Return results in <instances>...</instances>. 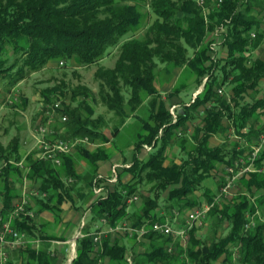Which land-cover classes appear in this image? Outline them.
<instances>
[{"label": "trees", "instance_id": "obj_1", "mask_svg": "<svg viewBox=\"0 0 264 264\" xmlns=\"http://www.w3.org/2000/svg\"><path fill=\"white\" fill-rule=\"evenodd\" d=\"M263 8L264 0H223L219 8L209 9L206 14L195 0H0V82L4 86L41 70L50 60L76 58L81 66L98 65L105 56L117 51L112 67L98 65L94 71L96 99L91 89L76 85L71 88L70 100L52 101H60L62 108L58 113L67 116L65 122L58 120L63 128L59 124L54 128L58 137L108 142L124 124L126 108L134 112L149 98L152 122L143 123L134 142L136 153L128 166L119 169L113 183L98 179V161L108 158L103 145L89 150L84 143L80 144L75 152L62 154L59 165L39 157L34 159L31 154L26 156L25 176L38 181L40 191L46 194L34 199L38 210H49L57 219L66 201L78 209L93 194L96 180L97 184L104 183L107 192L86 207L91 210L90 220L103 217L110 226L127 221L137 228L155 221L165 222L158 201L163 192H167L165 201L171 202L166 208L176 205L179 212H185L202 205L195 194L199 190L205 201L212 204L208 215L217 222H228L227 234L206 243L192 227L182 258V248L170 236L149 230L137 240L136 233H131L133 245L145 248L142 253L132 251L135 256L131 264H232L235 251L238 264H264V222L254 219L256 206L264 203V149L254 160L255 170L239 178L241 190L233 197L216 202L214 192L202 184L218 171V164L234 166L245 151H251L250 147L241 146L239 140L228 138L227 129L231 128L248 145L257 144L258 135L264 130ZM219 25L224 27L219 35L223 53L216 58L212 55V35ZM250 30H255L254 38L250 37ZM208 35L212 36L210 40ZM258 48L259 53L252 57ZM174 68H181L185 79L194 76L196 85L202 84L194 100L184 105L183 111L176 112L175 122L170 114L171 104L159 99L155 87L158 76L162 72L170 74ZM204 77L207 79L203 83ZM183 87L185 81L180 80L165 99L178 94ZM221 87L225 88L220 94L217 90ZM41 92L48 104L50 93L58 96L63 89L54 85ZM91 97L118 118L110 137L104 132L106 118L94 116L88 99ZM200 106L204 107V115L194 126L193 142L189 144L177 131ZM214 134L223 135V141L210 146L209 139ZM18 142L15 137L5 149L0 144V158L4 160L0 167L3 214L12 209L13 199L18 197L14 185L22 175L16 164L21 160ZM175 143L184 151L181 162L165 165V149ZM147 144L151 146L148 156L139 158L137 153ZM80 159L90 166L84 176L76 171ZM123 173L130 174V179L124 181ZM144 183H150L153 194L144 196L139 209L128 211L126 201ZM252 191L259 192L256 202L248 197ZM76 199L81 200V205ZM249 218L254 219L255 226L245 230ZM13 225L20 233L41 240L37 247L16 246L25 256V264H56L57 257L50 251L48 241L64 240L62 237L44 233L30 215L21 214ZM83 230L85 235L76 239L77 254L71 264H102L103 257L108 258L107 264H129L125 244L104 238L95 248L90 226ZM170 245L178 248L176 254L168 251ZM5 264L15 263L8 258Z\"/></svg>", "mask_w": 264, "mask_h": 264}, {"label": "rangeland", "instance_id": "obj_2", "mask_svg": "<svg viewBox=\"0 0 264 264\" xmlns=\"http://www.w3.org/2000/svg\"><path fill=\"white\" fill-rule=\"evenodd\" d=\"M153 17V15H152ZM264 27V24H263ZM215 36L213 41V48H214V53L212 55H215L214 57H219L220 54L223 53L222 50V46L220 45V40L221 37L217 36V35H212ZM211 35H208V40H210L212 38ZM262 47H264V41L262 42ZM190 53V52H189ZM257 53H259V48L255 49L253 56L255 57L257 56ZM117 57V51L115 50L111 55L109 56H105L98 65H102L105 67H112L114 65V62L116 60ZM60 60L63 61L62 64H60ZM67 65H71L70 68L67 67ZM97 64H93L90 66H81L79 60H77L76 58H74V60H70V61H64L63 59H54V60H50L47 61V63L45 64V66L37 71L34 72L32 74H29L28 77L23 78L20 81H17L15 84L10 85V86H4V84H1L0 82V144L2 145V148H6L8 146H11L13 143V140L16 136H21L20 139V143L26 139L27 136L22 137L23 134H25V132L30 136L29 138L30 140V144L28 145V143H22L20 144V150H19V154L21 155L22 158H24L23 154H26L28 149H30V146H32L36 141L38 142L39 138L41 137L39 134L36 133L35 127H34V122L35 120H37V113L39 112L38 110L41 108L43 110L45 109H51V103L52 101H55L56 99H66V100H70L71 97V88H75L76 85H84L86 87H88L89 89L92 90L93 94L95 95V99L97 98L96 95V89H97V82L94 80V71L96 70V68L98 67ZM58 66L60 68H58ZM182 69L181 68H174L173 71H171L170 74L162 72L158 78L155 81V87L158 90V97L159 99H165L168 95V93L172 90L174 84L178 83L180 80L185 81V87H183L178 94L173 95L170 97V99H175L176 97H179L181 100L184 101H188V99L192 98L193 96V92L192 90L194 89V87L196 86V81L194 79V76H191L189 78H184L182 77ZM54 85H58L60 88L63 89V92L59 93L60 95H55V94H51L49 95V99H51L50 103L46 104L44 102L45 97L42 94V90L45 87H52ZM202 85V84H201ZM200 85V87H201ZM192 92V93H191ZM81 96H79L80 98ZM90 99V103L94 108V116L97 115H103L106 120H107V124L104 127V132L110 137L111 136V130L112 128L118 124V118L111 112L109 111L104 105H102L99 102H94V98H88ZM149 99V98H148ZM9 101H12L11 103ZM148 102V101H147ZM144 104H146V101L144 102ZM180 107H182L184 105L183 102L179 103ZM128 111V108H126ZM38 111V112H37ZM138 115L141 116V118H146V116L149 113V108L148 105H142L140 108H138L137 112ZM56 119V118H54ZM177 119V118H176ZM57 120V119H56ZM173 122H174V118H173ZM46 123V122H45ZM46 126H48L47 124H44ZM60 127L63 128V124L59 123ZM139 127V122L137 120L136 117H130L126 120L125 125L121 126L119 131L116 133V137H115V141L113 140L111 143L112 148L111 151L112 152H118L121 150V148L124 151V156L122 154V152L120 153H116L115 155V159H113L112 163H117L119 165H121V169L122 167H124L125 165L129 164L130 161L126 160L127 158H125V156L129 155L132 152L133 149V142L136 139V135L138 132V128ZM32 135V137H31ZM33 135L36 137L34 139ZM90 142V140H89ZM92 143H97V141H91ZM90 142V143H91ZM38 147L40 146V143L38 142ZM35 148H37L36 146H34ZM38 152L36 153V157L40 156V152H41V148H38ZM109 149V148H108ZM181 152L178 151L177 153L174 152H168L167 156L169 158L170 161H173L174 159L180 158ZM21 158V159H22ZM1 159V158H0ZM25 159V158H24ZM2 160V159H1ZM22 162H24L25 164V160H23ZM261 165L262 168L264 170V159H262L261 161ZM90 166L89 163L85 160V159H80L79 162H77L76 165V171L79 172L78 174L80 175H86L88 170H89ZM99 170V169H97ZM99 173V175H101L103 178L107 177L110 175V172L107 174L105 173ZM126 176V175H125ZM123 177V175H122ZM209 181H207V178H205L203 180V183H207L206 186L211 190V191H215L214 195L218 194V186L216 189V182L215 179L211 178L210 176L208 177ZM147 183H144L142 185H140L137 193L135 195H133V197L135 196L136 198L139 197L138 200L135 199H131V200H127L126 203L127 204V210L129 211H133V210H137V203H139V200H143L145 193L148 188V186L146 185ZM216 189V190H215ZM241 190L240 187V182H237L235 184V186L230 190V195H232L233 193L239 192ZM85 192L88 191V188L84 189ZM200 192V191H199ZM153 194V193H152ZM94 195V194H93ZM202 195V194H200ZM202 196H200V199L203 200V198H201ZM248 197L251 201H255L256 199L259 197V192L258 191H252V192H248ZM257 197V198H256ZM95 199V196L93 198H91L90 201H88V203H86L83 206V212H89L91 214V210H87L86 207H88V205ZM161 205V209H163L165 211V213L167 212V209L165 207H167L168 204H170V201H165L164 199H160L159 200ZM166 205V206H165ZM65 207H67V210H70L72 212V214L74 213V209L77 210L76 208L73 207H69L68 205L65 204ZM201 206V205H200ZM66 210V211H67ZM183 214V212L181 213V215ZM86 220H88L90 218V215H86L85 216ZM256 218V220L259 221H263L264 222V203L261 205L256 206V210H255V216L254 219ZM58 219L60 220V217H58ZM58 219H54V220H48L46 217L43 218H38V224H39V228L44 231L45 233L48 234H57L59 232V230L62 228L59 225V221ZM69 222L66 225V230H64L65 234H71V228L73 225V219L72 217L69 218ZM103 218L100 217L96 218L95 220L91 221L85 220V224L87 222L86 226H90V231H89V235H94L96 234V232H100L101 236L105 235V231L103 230V226L101 227L100 225H104L101 220ZM173 219L175 220H181L179 218V215H176V217L173 216ZM100 220V221H99ZM123 221H121L120 223H122ZM105 223V222H104ZM107 224V222H106ZM105 224V225H106ZM228 222L223 220L221 222H217L214 217H210L208 215V217L206 218V220L203 222V224L201 225V227L199 228V230H197V235L201 238L200 240L205 241L206 243H210L214 237H221L225 236L229 230L228 226H227ZM109 225V224H108ZM81 226V225H80ZM79 224H78V228L77 231L79 230ZM96 226L98 228H96ZM85 227V226H84ZM109 227H114V226H110ZM97 230V231H96ZM84 231V230H83ZM23 234L26 236L27 240L30 241L31 239H35V237L31 236L28 237L24 232ZM128 233H125V231H123V229H119V230H111L110 233H108V235L106 237H102V239L107 238L109 240V238L111 239L112 237H121L123 238V241H128V238L125 237ZM68 237V236H67ZM32 243V242H31ZM26 244H30L29 242L25 243ZM34 245L36 243H33ZM51 245L53 244L54 247L56 248L58 243H50ZM182 244V243H180ZM179 244V245H180ZM32 245V244H30ZM24 246V245H23ZM179 247L182 248V251L180 253V255H182V258H185V248L187 247V244L185 245H180ZM25 248V246H24ZM51 248V246H50ZM137 249V247L135 246V250ZM178 251V248H172L171 249V253L176 254V252ZM134 252H137L134 251ZM131 252L128 254V256L130 257H134L135 253ZM127 256V257H128ZM238 256L237 251L234 252L233 254V258L232 264H236L237 263V259L236 257ZM25 256L18 250V249H14L13 251L10 252L9 258L13 259L15 264H25Z\"/></svg>", "mask_w": 264, "mask_h": 264}, {"label": "crops", "instance_id": "obj_3", "mask_svg": "<svg viewBox=\"0 0 264 264\" xmlns=\"http://www.w3.org/2000/svg\"><path fill=\"white\" fill-rule=\"evenodd\" d=\"M223 89L225 88V87H222ZM202 90V85H201V87L200 86H198V85H196L195 87H194V89L192 90V92H193V96H192V98H194L200 91ZM191 92V93H192ZM192 98H190V99H188V101H184V100H181L179 97H176L175 99H160V100H168L169 101V103L171 104V106L170 107H172L173 105H175L176 106V110L177 111H179V112H181V111H183L182 110V107L184 106V105H189L194 99H192ZM146 101V104H147V101H148V99H146V100H144L143 102H142V104L138 107V108H140L142 105H146V104H144V102ZM158 101H159V99H158ZM180 102H183L184 103V105L182 106V107H180V105H179V103ZM148 105V104H147ZM138 108L134 111V112H130L129 110V112H127L126 113V115H127V117L125 118V122H124V124L123 125H125V123H126V120L128 119V118H130V117H136L137 118V120H138V122H139V127L137 128L138 129V132H137V135H136V139L134 140V142H136L137 141V139H138V135H139V133L142 131V125H143V123L145 122V121H148V122H152V120L149 118L150 117V113H148V115L146 116V118L144 119V118H141V116L140 115H138V113H136L137 112V110H138ZM39 111V112H38ZM37 112V120H35V122H34V127L36 128L37 127V125L41 122V123H43V124H47L51 129H52V134H50L49 136H50V138H54V137H58L59 135H58V133H57V131L54 129L55 127H56V125L57 124H59V121L58 120H56V119H49V118H47V116L44 114V110L43 109H39ZM204 107L203 106H200V107H198V109H197V111H194V112H192L193 113V118L192 119H189V120H187L186 122H185V124H184V126H180V128L178 129V131H177V133H178V135L179 136H183V137H185V138H187V140H188V143L190 144V143H192L193 141V139H192V137H191V135H192V133H193V131H194V126L196 125V124H198V122L200 121V119H201V117L204 115ZM46 122V123H45ZM122 125V126H123ZM121 127V126H120ZM120 129V128H119ZM119 131V130H118ZM117 133V132H116ZM145 133V132H144ZM225 134H227L228 135V138H230V139H232V140H239V142L238 143H240L241 144V146H243V145H246L247 147H250V149H251V151H252V148H253V146L255 145V144H250V145H248L247 144V141L244 143L243 141H242V139L240 140V137L239 136H237V135H235L234 133H233V131H232V129L230 128V129H227L226 130V133ZM116 135V134H115ZM111 136V138H110V140L108 141V142H105V143H103V144H99V143H90L89 141L88 142H86V143H84V146L87 148V149H89V150H93V149H95L96 147H98L99 145H103L105 148H106V150H107V152H108V158H106V159H104V160H100V161H98V172H100V173H109L110 172V168H111V166H112V164H115V163H112V161H113V159H115V155H116V153H119L120 151L122 152V154H123V156H124V151H123V149L121 148V150L120 151H118V152H112L111 151V149L110 148H112L111 146H109V145H111L112 143V141L114 140L115 141V137L116 136ZM25 136H27L26 137V139L25 140H23L21 143H20V139H21V136L19 137V136H16V137H18V139H19V147H20V144H22L23 142L24 143H28V145L30 144L29 142H30V136L25 132V134H23L22 135V137H25ZM31 137H32V135H31ZM33 137H34V139L36 138L34 135H33ZM223 135H221V134H214L210 139H209V144H210V146H216V145H218V144H220L223 140ZM133 142V149H132V152L129 154V155H127V156H125V158H127L126 160H128V161H130L131 162V160H132V158L134 157V154L136 153L135 152V149H134V147H135V143ZM38 142L36 141L32 146H30V149H28V151H27V153L26 154H23L24 155V158H22L19 162H16V164L20 167V169L22 170V175H21V179H19V180H17V181H15V189H16V191H17V193H18V197H15L14 199H13V207H12V209H10V211L8 210V212L6 213V214H8L9 215V213L13 210V208H14V204H15V202H17V201H20V200H25V201H27V208H28V211L31 213V217L33 218V220L36 222V223H38V221H37V219L38 218H43V217H46L48 220H54V219H56V217H54L55 215H54V213L53 212H51V211H49V210H43V211H39L38 210V205H37V203H35V198L36 197H42V196H40V195H38L37 193H40L41 191H40V189H39V187H40V183L38 182V181H36L35 179H32V178H29L28 176H25L26 175V173H27V171H28V168H27V166L24 164V162H22L23 160H25V163H26V156H28L29 154H31L32 155V157L35 159V158H38V157H36V153L38 152ZM113 145V144H112ZM34 146H36L37 148H35ZM109 148V149H108ZM238 148H240V146H238ZM19 150H20V148H19ZM174 152V153H177L178 151H180L181 152V155H180V158H177L176 157V159H174L173 160V162H176V164L177 163H180L181 162V158H182V155H184V151L181 149V147H179V145L177 144V143H175V144H173V145H168L167 147H166V149H165V155H166V160H165V162H164V164L165 165H167V164H169V163H171L172 161H170L169 160V158H168V156H167V153L168 152ZM250 151V152H251ZM120 152V153H121ZM247 152H249V149L247 150V151H245L244 153H243V156H240L239 157V159H238V161H236L235 163H234V166L235 167H237L238 168V170H241V169H243V167L244 166H246V165H248L249 163H250V160H249V156L251 155V154H249V155H247L248 153ZM249 152V153H250ZM148 153H149V150H147V149H145V148H141L140 150H139V152L137 153V156L139 157V158H145L146 156H148ZM3 163H4V160L2 159H0V167L3 165ZM234 166H225V164H218L217 165V172H215V174L214 175H212V176H210L211 178H213V179H215V181H217L216 183V189H217V186H218V194L220 193V190H221V188L223 187V184L224 183H227V181L232 177V173L231 172H229L228 171V168H230V167H234ZM251 167V170L250 171H253V170H255V167H254V162H253V164H252V166H250ZM235 170V169H234ZM235 171H237V170H235ZM250 171H246V172H244L243 174H241L239 177H237V178H235L234 179V181H232V183H231V186H230V188H229V191H228V193L225 195V196H221L216 202H220V200L221 201H223V200H225V199H229L230 197H233L234 195H236L238 192H236V193H233L232 195H230V190L235 186V184L239 181V178L242 176V175H244V174H246V173H248V172H250ZM77 173H79V172H77ZM123 175V180L124 181H127V180H129L130 179V174H128V173H123L122 174ZM126 175V176H125ZM209 181V178H207V181L206 182H208ZM223 183V184H222ZM202 184L205 186V187H207L206 186V184L207 183H203L202 182ZM147 186H148V188H147V190L148 191H146V192H144L145 193V195H143L142 194V196H148V195H152V192L150 191V183H148V184H146ZM208 188V187H207ZM209 189V188H208ZM215 189V190H216ZM213 192V191H212ZM215 192V191H214ZM195 194L198 196V197H200V196H202V195H200L201 194V191L199 192V190H196L195 191ZM218 194L216 195V196H218ZM166 195H167V192L165 191V192H163L161 195H160V198H159V200L160 199H164V198H166ZM46 196V195H45ZM44 196V197H45ZM94 197V195L92 194L90 197H89V200L88 201H90L91 200V198H93ZM201 198H203V200L202 199H200L201 200V204L202 205H207L208 203L205 201V199H204V197L202 196ZM139 199V197L138 198H136L135 200H138ZM158 200V201H159ZM165 200V199H164ZM76 201H77V204H80L81 202V200L79 199H76ZM88 201H86L85 203H81L83 206L86 204V203H88ZM140 202L139 203H137V209H139L141 206H142V203H143V200H139ZM65 204H67L68 205V208L71 206V207H73L72 205H71V203H70V201H66L65 203H63L62 205H61V211H60V213H59V217H60V220L58 219V221H59V225H60V227H62L60 230H59V232L57 233V234H49V235H53V236H55V237H62L64 240H59V239H57V240H55V239H52V240H49L48 241V244H49V249H50V251H52V254H55L56 255V257H57V262H56V264H67V257H68V253H69V251H70V248H69V242L71 241V240H75L76 241V239H77V237H79V235L80 234H83V235H85V233H84V231H83V229L86 227V225H87V222H86V224H85V227H81L80 226V223H81V220L82 219H84V220H86V218H85V216L88 214V215H90V218L88 219V220H90L91 219V214H90V211L89 212H83V206H81V207H79L77 210H73L74 211V213L72 214V212L70 211V210H67V207H65L64 205ZM80 204V205H81ZM126 204H128V203H126ZM159 204H160V206L162 205L161 203H160V201H159ZM168 205H170V204H168ZM167 205V206H168ZM166 206V205H165ZM70 207V208H71ZM3 208V196L2 195H0V211H1V209ZM74 208V207H73ZM162 208V207H161ZM160 208V214L161 215H165V217H166V219L165 220H170L169 221V223L172 225L171 227H174V228H177V227H180V226H182L184 223H185V220H186V218H187V214L189 213V211L191 210V209H188L187 211H183V214L181 215V213L182 212H179V210H178V207L176 206V205H174V206H172V207H170V208H166L167 209V212L165 213V211L163 210V209H161ZM193 209V208H192ZM67 210V211H66ZM130 211V210H129ZM5 214V215H6ZM172 215V216H171ZM176 215H179V218L181 219V220H174L173 219V216L174 217H176ZM68 216H69V218H71L72 217V219H73V225H71L72 226V228H71V231H72V233L71 234H68V235H66L65 234V232H64V230H66V225L68 224V222H69V219H68ZM207 216H208V212L206 213V217L205 218H203V220H202V223L201 224H196V225H193L197 230H199V228L201 227V225L203 224V222L206 220V218H207ZM170 217H172V220L170 219ZM103 218V217H102ZM101 219V218H100ZM88 220H86V221H88ZM100 221V220H99ZM101 222L104 224V225H100L101 227L103 226V230L106 232L105 233V235H103V236H101V239H100V242L99 243H101L102 242V237H106L107 235H108V233H110V231H109V229L108 228H110L109 227V225H108V222L106 221V219L105 218H103L102 220H101ZM105 222V223H104ZM106 222H107V224H106ZM78 224H79V230L77 231V228H78ZM106 224V225H105ZM39 225V224H38ZM96 228H98L97 226H96ZM97 231V230H96ZM45 233V232H44ZM125 233H128L125 237H127L128 238V241H123V238H121V237H112L111 239L109 238V241L110 242H113L114 240H119L121 243H123V244H125L126 245V247H127V251H128V254L129 253H131L133 250L134 251H136L137 250V252L136 253H142L143 251H144V246H142V245H135L136 247H137V249L135 250V246L133 245V242H132V237H131V233H129V232H125ZM46 234H48V233H46ZM68 236V237H67ZM188 237L189 236H187V238L185 239V240H183L182 238H180V237H178V238H176V239H172L171 241L172 242H178L179 244L180 243H182V244H180V245H185V244H187L188 245ZM30 241H33L32 243L30 242V244H32V246H35V247H37L38 245H40V243H41V240L38 238V237H35V239H31ZM33 243H36L35 245L33 244ZM50 243H58V245H57V247L55 248L54 247V245L52 244H50ZM99 243H95V244H97V246L95 247V248H98V246L100 245ZM50 246H51V248H50ZM77 248V247H76ZM172 248H173V245H172ZM14 249H17V247H14V248H11V250H10V252L11 251H13ZM186 249V248H185ZM76 254H77V252H76ZM94 254L93 253H91V256H93ZM132 258H133V256H132ZM108 263V258L107 257H103V259H102V264H107Z\"/></svg>", "mask_w": 264, "mask_h": 264}, {"label": "built area", "instance_id": "obj_4", "mask_svg": "<svg viewBox=\"0 0 264 264\" xmlns=\"http://www.w3.org/2000/svg\"><path fill=\"white\" fill-rule=\"evenodd\" d=\"M197 5H199L203 12L206 14V12L209 9L219 8L223 0H195ZM261 20L264 22V8L261 12ZM224 31L223 25L217 26L215 29L214 34L219 36L220 33ZM256 36L255 30H250V37L254 38ZM214 43H212L213 46ZM212 49H214L212 47ZM62 64V62H60ZM207 77H204L203 83L206 81ZM218 93L223 92V88H219ZM10 103L12 101H9ZM62 108L61 102L56 101L52 103L51 109H45L44 114L49 119L56 118L60 122H65L67 120V116L65 114L58 113V110ZM176 106L173 105L170 107V114L173 118H177V110ZM36 133L39 134L41 137L39 138L38 142L40 143V156L39 158L47 159L54 163L55 165L61 164V155L75 152L78 145L88 142V139L86 137L83 138H74V139H63L60 137L50 138V134H52V129L49 126L44 125L43 123H39L37 127L35 128ZM257 144H255L252 148V151L250 152L251 155L249 156L250 163L243 167L241 170L235 171L234 168L230 167L228 168V171L232 173V177L227 181V183L221 188L220 193L218 196H216L215 200L217 201L221 196H225L229 188L231 186L232 181H234L235 178L239 177L241 174H243L246 171H250L254 160L259 157L261 151L264 149V130L258 135L257 138ZM147 150H150L151 146L145 145L144 147ZM129 164L125 165L128 166ZM121 165L115 163L112 164L110 168V175L105 177L108 183H113L117 179L118 171L121 168ZM102 179L103 177L101 175H98V179ZM93 184V194L95 197H98L100 195H105L107 192V188L104 186V183L101 182L97 184L95 182ZM40 196H45L46 194L43 192L37 193ZM136 197L132 196L128 198V200L135 199ZM27 201L20 200L15 202L13 210L8 214H3L0 211V264H5L9 258L10 250L11 248H14L19 245H25L27 242H33L28 241L26 236L23 233H20L13 225L14 219L18 218L21 214L23 215H31V213L27 209ZM212 204L207 205H201L194 207L189 211L187 214V218L185 220V223L177 228L171 227L172 225L169 223L168 220L164 221H155L152 222L151 225L148 226H141V227H133L131 224H129L127 221H123L122 223H118L114 227L108 228L109 231L111 230H119L123 229L125 232L129 233H136V239L140 240L143 238V235L146 234L149 230L156 231L159 233H162L163 235L170 236L173 240L180 237L183 240H185L188 236V231L194 227L193 225L201 224L203 218L206 217V213L210 209ZM81 227L85 226V220L82 219L80 223ZM255 226V221L253 218H249V220L244 224L245 230H248L250 228H253ZM79 236H83V234H80ZM101 239V233L96 232V234L92 235V240L94 243H99ZM69 255L67 257V264H71L73 258L76 257V241L71 240L69 242ZM172 245L168 247V251H171ZM128 263H132V257H127ZM238 264V263H236Z\"/></svg>", "mask_w": 264, "mask_h": 264}, {"label": "bare ground", "instance_id": "obj_5", "mask_svg": "<svg viewBox=\"0 0 264 264\" xmlns=\"http://www.w3.org/2000/svg\"><path fill=\"white\" fill-rule=\"evenodd\" d=\"M176 121V118H174V122Z\"/></svg>", "mask_w": 264, "mask_h": 264}]
</instances>
